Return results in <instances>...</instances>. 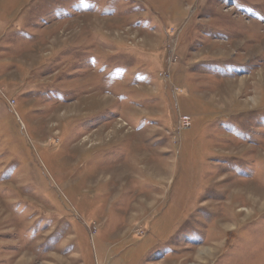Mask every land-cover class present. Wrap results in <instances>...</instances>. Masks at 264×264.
<instances>
[{"label":"rangeland","instance_id":"rangeland-1","mask_svg":"<svg viewBox=\"0 0 264 264\" xmlns=\"http://www.w3.org/2000/svg\"><path fill=\"white\" fill-rule=\"evenodd\" d=\"M0 264H264V0H0Z\"/></svg>","mask_w":264,"mask_h":264}]
</instances>
